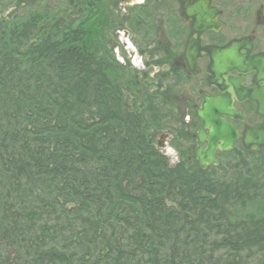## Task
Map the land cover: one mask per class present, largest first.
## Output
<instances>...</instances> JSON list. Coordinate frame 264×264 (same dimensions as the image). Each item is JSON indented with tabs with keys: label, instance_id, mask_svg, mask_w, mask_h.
Instances as JSON below:
<instances>
[{
	"label": "trees",
	"instance_id": "1",
	"mask_svg": "<svg viewBox=\"0 0 264 264\" xmlns=\"http://www.w3.org/2000/svg\"><path fill=\"white\" fill-rule=\"evenodd\" d=\"M117 1L0 18V264H264V214L236 217L262 192L247 160L201 170L153 142L178 105L115 59Z\"/></svg>",
	"mask_w": 264,
	"mask_h": 264
},
{
	"label": "flooded vegetation",
	"instance_id": "2",
	"mask_svg": "<svg viewBox=\"0 0 264 264\" xmlns=\"http://www.w3.org/2000/svg\"><path fill=\"white\" fill-rule=\"evenodd\" d=\"M201 1L207 8L204 17L203 25L208 28L202 30L201 33V46H216L223 47L231 41H241L243 48L249 47L251 55L250 61H255L257 66H261L264 71V0H191L193 5ZM175 3V4H174ZM120 8L125 7L127 18L130 20L133 32H137L139 27L153 25L156 22L159 26L158 34L165 37H173L176 43L170 47L165 42V55L174 60L165 62L168 69L166 72L169 74L168 79L175 82L178 87L183 86L185 81H193L198 86L196 99L198 104L194 108L193 122L198 123V128L194 133V148L196 146V132L199 129L201 122L196 116V108L201 105L202 96L219 97L221 91L214 85L209 83V58L206 54H201L196 61V70L189 71L185 60L183 58L184 45L189 34L190 20L185 19L181 14V4L179 0H122L119 4ZM174 10V11H173ZM168 27V28H167ZM164 28L163 30H161ZM162 32V34H161ZM181 36L180 42L178 38ZM183 47H182V45ZM182 47V48H181ZM181 48V49H180ZM177 51L180 53L177 54ZM167 63V64H166ZM230 74L234 75L241 82V86L245 89H256L257 85H261V79L256 77L254 70L237 73L231 71ZM185 96H179L184 98ZM178 98L176 94L175 103L177 104ZM178 105V104H177ZM232 107L239 111L243 117L231 119L225 117L226 122H230L238 133H242L247 126H254L261 121L256 112L257 104L250 99L237 100L232 96ZM190 124V123H189ZM193 126V123H191ZM208 131L204 130L206 134ZM235 144L241 146L245 150L241 139H236L232 147L227 150L230 151ZM206 142L203 143L205 147ZM264 149V148H263ZM227 151L216 150L214 156L220 162L219 156ZM211 166H207L205 169Z\"/></svg>",
	"mask_w": 264,
	"mask_h": 264
},
{
	"label": "water",
	"instance_id": "3",
	"mask_svg": "<svg viewBox=\"0 0 264 264\" xmlns=\"http://www.w3.org/2000/svg\"><path fill=\"white\" fill-rule=\"evenodd\" d=\"M182 16L190 20L183 58L189 71L196 70V61L201 54L209 58V83L220 91L219 97L202 96L201 105L196 108V116L201 125L196 132L194 158L197 166L204 170L208 165H217L214 153L216 150L226 151L232 147L236 139H241L245 149L257 151L264 148V71L255 61H250L249 47L243 48L241 41H231L223 47L201 46V31L208 28L203 25L207 8L201 1L193 5L191 0H179ZM254 70L262 84L256 89H245L231 71L237 73ZM232 96L238 101L250 99L257 104L256 112L261 121L254 126H247L242 133L225 117L242 118L243 115L232 107ZM204 130L208 132L205 134ZM165 135H161L157 146L163 147ZM206 142L205 147L203 143Z\"/></svg>",
	"mask_w": 264,
	"mask_h": 264
},
{
	"label": "rangeland",
	"instance_id": "4",
	"mask_svg": "<svg viewBox=\"0 0 264 264\" xmlns=\"http://www.w3.org/2000/svg\"><path fill=\"white\" fill-rule=\"evenodd\" d=\"M22 1L24 0H0V18L6 19L15 15L14 13L20 14L22 11L21 7L23 6ZM121 2L122 0H118L115 3L118 8L115 11V14L121 18H125L127 17L126 12H124L122 8L120 9L119 6ZM157 28H159V26L156 22L154 23V26H148L147 28H145V34L141 32L144 29L143 27L137 28V32H133L126 24H124L121 28H115L114 41L111 42L112 51L114 53L115 49H118V58H122V60H119L120 63L122 64L124 61V63L129 62V66L131 68H134V64L136 61L133 60V55L130 54V52L126 49L127 45H125L126 42L124 40V38H128L130 42L129 45L133 47V50L135 49L137 56L141 59L140 64H138V68L140 69L138 70L148 72V76L150 79L148 82L152 85V87H156L157 85V82L155 81L156 76L162 80L166 79V81H168V83H165L167 85V88H165L166 100L175 102L177 94L178 109L175 111V116L172 119L171 123L167 124L161 119L160 121H157V123H154L149 127V133L151 134L152 140L155 144H157L161 135H165V138L163 140L164 144L163 147L160 148V151L166 155L170 163L177 161L181 156L186 158L187 160H191V158L194 159L193 136L196 129L198 128V123L192 121L194 108L198 104V99H196V91H198V86L193 82L195 80H190L185 81V83H182L183 86L178 87L175 82H172L167 78L169 74L166 72V69H168V67L164 64L165 62H169L170 60L174 59H171L165 55L166 50L164 39L167 38L166 43L169 44L170 47L173 46L174 43H176L177 39H174L173 37L164 38L162 35L158 34V30H156ZM163 29L164 28H162L161 30ZM120 33L124 35L121 36ZM180 40L181 36L178 38V42H180ZM179 53L180 52L177 51V54ZM114 54L117 55L116 52ZM159 61H161V63H159ZM182 95H184L185 97L179 99V96ZM178 120H180L178 124H181L182 122L184 124L182 127L183 139L178 137L175 131L169 128L170 126H173L176 122H178ZM189 123H193V126L189 127ZM237 157L245 158L247 160L249 166H251L252 170L254 171L256 179L258 178V180L260 181L262 192L259 200L247 204L246 208L237 212L238 216L236 217H241L242 215L249 212L264 214V150L247 151L241 149L240 145L235 144L230 151H227L223 155L219 156L220 162H222L220 166L224 165L227 160L234 161V159Z\"/></svg>",
	"mask_w": 264,
	"mask_h": 264
},
{
	"label": "bare ground",
	"instance_id": "5",
	"mask_svg": "<svg viewBox=\"0 0 264 264\" xmlns=\"http://www.w3.org/2000/svg\"><path fill=\"white\" fill-rule=\"evenodd\" d=\"M121 41H122V40H121ZM123 42H124V40H123ZM128 43H130L129 40H128ZM124 44H125V42H124ZM125 45H126V44H125ZM127 49H128V47H127ZM128 50H129V49H128Z\"/></svg>",
	"mask_w": 264,
	"mask_h": 264
}]
</instances>
